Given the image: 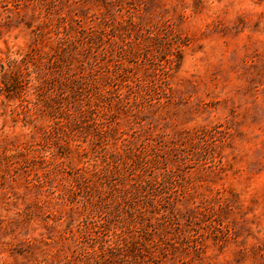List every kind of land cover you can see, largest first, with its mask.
I'll return each mask as SVG.
<instances>
[{"label":"rangeland","instance_id":"374dc122","mask_svg":"<svg viewBox=\"0 0 264 264\" xmlns=\"http://www.w3.org/2000/svg\"><path fill=\"white\" fill-rule=\"evenodd\" d=\"M0 264H264V0H0Z\"/></svg>","mask_w":264,"mask_h":264}]
</instances>
